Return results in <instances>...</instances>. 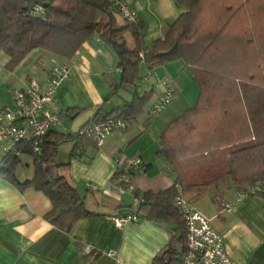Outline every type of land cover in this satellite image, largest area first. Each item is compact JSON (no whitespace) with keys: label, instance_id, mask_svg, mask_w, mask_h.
Masks as SVG:
<instances>
[{"label":"trees","instance_id":"trees-1","mask_svg":"<svg viewBox=\"0 0 264 264\" xmlns=\"http://www.w3.org/2000/svg\"><path fill=\"white\" fill-rule=\"evenodd\" d=\"M117 1L0 0V51L8 55V67L33 49L69 59L90 33L98 31L119 57L120 85H135L140 63L151 70L180 60L191 69L198 89L196 102L159 135L157 154L169 165L173 182L157 192H141L138 213V218L164 223L172 231L150 263L179 264L185 226L174 204L177 197L194 202L226 182L243 192L256 188L253 194L264 198V0H175L183 12L148 51L142 47L140 22L124 18ZM131 92L129 100L91 119L113 116L128 122L146 112L148 123L153 116L152 104L148 105L152 91L135 85ZM75 132L53 128L40 138L38 152L24 149L33 166L28 178L17 177L20 156L9 152L0 165V176L19 189L32 187L46 195L51 207L43 217L63 231L78 219L95 215L58 172L55 161L56 146L62 141L95 145L76 139ZM212 200L219 204L216 194ZM85 254L96 255L94 250Z\"/></svg>","mask_w":264,"mask_h":264},{"label":"crops","instance_id":"crops-1","mask_svg":"<svg viewBox=\"0 0 264 264\" xmlns=\"http://www.w3.org/2000/svg\"><path fill=\"white\" fill-rule=\"evenodd\" d=\"M125 1L137 13L144 51L151 49L184 10L175 0ZM127 36L126 42L131 46L132 38ZM45 55L49 62L40 63L38 58ZM52 59L68 68L49 105L60 115L55 130L73 133L96 113H106L130 99L125 94L128 89L120 85L116 50L98 31H93L69 59L33 49L21 62L8 67L9 57L0 51V106L12 105L13 90L33 83L43 87ZM186 68L182 61L171 60L147 74V66L140 63L144 83L140 88L152 91L148 105L161 95L163 80L170 83L173 91L168 105L148 123L146 112L128 121L125 129L108 136L100 147L89 142L74 144L73 139L63 153L56 146L58 172L76 188L86 209L95 213L78 219L69 231L57 229L44 219L51 203L42 191L32 187L19 189L0 176V264H151L172 231L164 223L146 217L120 225L113 222V216L127 212L132 204L131 194L113 176L115 159L141 160L142 171L131 172L129 178L140 193L157 192L172 184L174 175L157 151L160 132L191 106L198 93L193 74ZM2 158L0 144V161ZM30 176L17 174L19 179ZM213 194L218 205L212 200ZM194 204L222 235L224 250L236 264H264V198L225 182L208 189ZM85 246L96 255L85 254Z\"/></svg>","mask_w":264,"mask_h":264},{"label":"built area","instance_id":"built-area-1","mask_svg":"<svg viewBox=\"0 0 264 264\" xmlns=\"http://www.w3.org/2000/svg\"><path fill=\"white\" fill-rule=\"evenodd\" d=\"M121 15L127 20H137V13L125 0L117 1ZM47 82L43 87L31 84L25 89L12 91V105L0 106V144L3 156L11 152L24 156V149L32 153L40 150V138L50 129L60 124V115L49 105L54 100L59 82L67 76L66 65L51 60ZM150 70L147 69V74ZM173 99V91L169 82L163 80L161 95L150 106V113L155 114L168 105ZM127 122L121 117L106 116L91 119L76 130V139L85 138L100 147L104 140L115 131L126 128ZM116 181L132 196L131 208L127 212L112 217L116 225L126 221L138 220L142 202L141 193L130 183V173L142 171L141 160L132 157L125 160L115 159ZM2 165V160L0 161ZM88 187L95 188L93 184ZM256 188L248 192L254 193ZM259 189V188H257ZM264 190V187L261 188ZM184 219L185 246L179 264H236L225 252L222 235L211 225L209 218L203 215L193 201L177 197L174 201ZM84 253L91 251L85 246Z\"/></svg>","mask_w":264,"mask_h":264},{"label":"rangeland","instance_id":"rangeland-1","mask_svg":"<svg viewBox=\"0 0 264 264\" xmlns=\"http://www.w3.org/2000/svg\"><path fill=\"white\" fill-rule=\"evenodd\" d=\"M59 2L60 3H63V2H66V0H59ZM130 35H128L127 37H129ZM130 38H131V36H130ZM42 60H43V63L44 64H46V63H48L49 62V56H43V58H42ZM187 69V71L188 72H190V73H192L191 72V69H189L188 67L186 68ZM141 71L139 72V78H137L136 80H135V85H137V86H143V84L144 83H142L141 82ZM134 84L132 85V84H129V85H126V88L128 89V91L127 92H125V94L127 95V97L128 98H131V95H132V89L134 88V86H135ZM121 92H122V90H120ZM196 98H195V100H194V102L191 104V106L192 105H194L195 104V102H196V99H197V95L195 96ZM151 99V98H150ZM154 115V114H153ZM180 115V114H179ZM178 115V116H179ZM178 116H176V117H178ZM175 117V118H176ZM151 118H153V116L152 117H150V119ZM174 119V118H173ZM172 120V119H171ZM170 120V121H171ZM169 121V122H170ZM72 140H70V139H67V140H65V141H62V142H60L58 145H57V151L59 152V153H63L64 151H65V149H66V147L68 146V145H70V144H72ZM20 159L22 160V165H21V167L19 168V170H18V172H17V174L19 175V176H22V175H32V173H33V166H32V163H31V157H29V156H22V157H20ZM24 161H27V164H25L24 163Z\"/></svg>","mask_w":264,"mask_h":264}]
</instances>
